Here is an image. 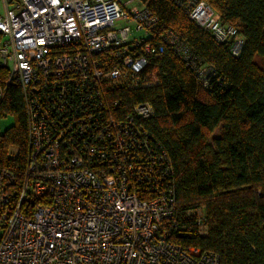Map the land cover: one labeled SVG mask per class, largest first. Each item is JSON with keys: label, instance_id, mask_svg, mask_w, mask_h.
<instances>
[{"label": "built area", "instance_id": "obj_1", "mask_svg": "<svg viewBox=\"0 0 264 264\" xmlns=\"http://www.w3.org/2000/svg\"><path fill=\"white\" fill-rule=\"evenodd\" d=\"M132 2L0 0V100L19 86L28 120L21 178L0 166V264H220L180 242L209 235L206 212L178 207L172 162L145 126L155 109L122 95L159 84L150 66L166 49L202 88L221 81ZM171 2L239 56L237 30L207 3Z\"/></svg>", "mask_w": 264, "mask_h": 264}, {"label": "trees", "instance_id": "obj_2", "mask_svg": "<svg viewBox=\"0 0 264 264\" xmlns=\"http://www.w3.org/2000/svg\"><path fill=\"white\" fill-rule=\"evenodd\" d=\"M157 18V30L172 32L221 81L201 87L193 71L166 49L152 62L159 84L122 95L126 107L149 102L155 116L146 128L173 165V187L181 210L203 208L209 235L193 228L180 241L219 257L220 264H264V0H200L243 40L239 56L231 42L219 43L171 0H139ZM0 71V80L5 77ZM0 115L14 124L0 133V166L21 178L28 155L23 91L5 89ZM221 134L213 138L215 132ZM16 147L17 155H10Z\"/></svg>", "mask_w": 264, "mask_h": 264}, {"label": "rangeland", "instance_id": "obj_3", "mask_svg": "<svg viewBox=\"0 0 264 264\" xmlns=\"http://www.w3.org/2000/svg\"><path fill=\"white\" fill-rule=\"evenodd\" d=\"M123 1H125L127 3L131 0H123ZM142 7H143V4L139 0H133L132 3L127 5L128 10H133L135 8L139 9ZM0 14H3V10L1 7H0ZM143 35H144L143 33H138V34H136V37L140 38ZM13 124H14V118L12 116L2 117L0 115V133H4L7 129H9L11 126H13ZM220 134H221V129H219L215 132L213 138L220 136ZM9 151H10L9 153L12 157L16 156L17 152H18L16 147L10 148Z\"/></svg>", "mask_w": 264, "mask_h": 264}]
</instances>
